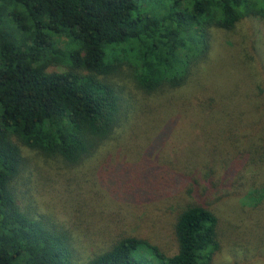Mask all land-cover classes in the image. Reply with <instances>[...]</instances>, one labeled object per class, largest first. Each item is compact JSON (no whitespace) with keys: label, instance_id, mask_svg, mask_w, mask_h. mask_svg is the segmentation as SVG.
<instances>
[{"label":"trees","instance_id":"16d2710c","mask_svg":"<svg viewBox=\"0 0 264 264\" xmlns=\"http://www.w3.org/2000/svg\"><path fill=\"white\" fill-rule=\"evenodd\" d=\"M247 18L264 22L262 0H0V264H211L221 198L234 193L264 213V48L251 39L241 60L248 88L212 79L228 45H215V33L229 36ZM124 77L143 113L153 97L171 102V118L143 126L133 197L174 201L176 250L122 229L81 257L75 232L88 233L94 212L78 199L31 213L16 181L36 169L29 150L79 183L81 166L136 127L140 102L125 105ZM170 139L187 142L167 157Z\"/></svg>","mask_w":264,"mask_h":264},{"label":"rangeland","instance_id":"374dc122","mask_svg":"<svg viewBox=\"0 0 264 264\" xmlns=\"http://www.w3.org/2000/svg\"><path fill=\"white\" fill-rule=\"evenodd\" d=\"M262 2L264 3V0ZM214 37L215 45L222 41L223 45L228 42L231 46L224 45V48L223 46L219 48L218 53H222L220 56L222 60L219 58L216 62L218 66L213 74V81L226 82L231 76L242 85V89L248 88L252 83L253 73L251 66L242 63L241 60L249 50L251 39L258 41L257 44L264 48V22H254L247 18L237 24L233 34L225 37L221 36V33H215ZM59 41L62 46L64 38H60ZM50 69L60 71L64 67L56 64L50 66ZM129 80L124 77L122 81H118L125 85L121 88L127 108L134 101L135 104L137 101L140 102L139 118L132 125L136 127L131 132L125 131L121 140L106 145L101 153L81 166L80 170L86 172L80 175L79 183L76 180L69 182L66 180L67 175L64 176L59 169L60 162L43 159L29 150H25V154L36 169L28 170L27 167L16 181L21 195L30 201L34 209H30L31 213L33 211L34 214L50 212L56 214L68 204H76L78 199L87 205V209L84 210L86 216L89 212H94L88 216V220L93 221L88 222L91 225L88 227L90 229L88 233L75 232L82 242L78 251L81 257L93 249L102 248L110 241L113 233L122 229L135 232L142 237H151L152 243L166 253L176 250L172 230L174 201L166 200V204L163 199H145L143 194L133 197V190L141 177L138 172H143V153L148 145L143 138V126H152L161 120V116H164V120L171 118L167 110L172 108L171 102H168L166 107H161L158 103L163 96L153 97L150 99L152 109L143 113V95ZM186 142L187 139L168 140L165 144V150L168 149L167 157L173 154L174 146L182 145L184 148ZM155 154L156 151L151 156V161L156 165L158 160ZM246 176H250V173L247 172ZM261 208L247 206L244 199L234 193L221 198L218 212L220 248L211 264H264V213ZM55 216L60 220L57 215Z\"/></svg>","mask_w":264,"mask_h":264}]
</instances>
